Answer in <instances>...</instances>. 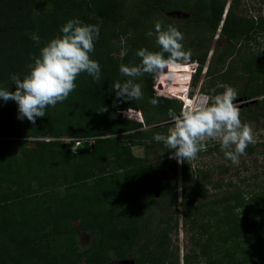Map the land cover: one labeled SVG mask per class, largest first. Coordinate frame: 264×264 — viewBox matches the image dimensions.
<instances>
[{"label":"trees","instance_id":"16d2710c","mask_svg":"<svg viewBox=\"0 0 264 264\" xmlns=\"http://www.w3.org/2000/svg\"><path fill=\"white\" fill-rule=\"evenodd\" d=\"M225 1L0 0V88L14 91L10 75L18 74L23 79L29 71L27 66L33 62L30 57H39L40 48L60 35L61 27L70 19L99 26L91 59L101 66L99 82L81 73L68 99L48 107L46 116L36 118L35 123L17 118L18 106L14 101L0 100V264H78L81 259L90 264H107L108 251L114 260L111 264L132 259L135 253L141 258H135L133 264H144L147 257L148 264L163 260L156 253H146L147 236L143 242L141 238L148 230L152 207L164 203L160 199L168 193L170 197L175 187L174 179L171 185L166 181L168 168L176 169L175 158L163 143L148 138L149 131L139 129L156 124L160 117H168V110L176 101L173 99L180 97L177 70H188L190 77L193 66L172 69L176 81L168 87L154 83L159 91L166 87L162 93L173 99L153 93L155 75L145 74L136 80L142 84L140 100L128 102L117 98L113 84L128 79L119 72L121 64L140 63L135 55L138 49L159 50L154 35L150 40L135 38L146 36L147 29L154 32V24L161 22L158 18L162 12L182 11L187 14L183 22L165 19L162 24L175 26L184 37L191 35L186 43L183 41L184 48L191 53L195 49L199 52L191 56L197 65L189 86V95L192 94L215 32L218 31L217 39H224L226 46L221 54L208 59L204 69L208 78L214 75L211 62L222 67L223 56L241 48V37L264 20L260 17L253 24L251 19L237 15L231 3L224 8ZM36 35L39 43L34 39ZM122 36L124 42L119 45ZM125 49L127 54L123 57L115 55ZM239 68L245 82L237 91L238 96L250 100L264 95L261 74L264 50L243 60ZM214 72L225 77L224 82L230 75L229 68L220 73L214 67ZM152 98L158 99V106L151 105ZM255 102L257 108L264 109V99ZM125 109L137 110L140 115L136 112L120 115ZM121 116L141 118L142 122ZM147 138L150 142L145 143ZM26 139H35V145L18 144ZM82 140H90L89 146L72 152L71 146ZM154 142L160 148L155 163H148L145 155L138 157L131 152L133 146L148 148ZM180 165V180L185 184L187 173L183 161ZM34 184L36 189H32ZM57 186L61 187V193L55 190ZM154 188L160 191L156 198L152 194ZM200 188L195 183L194 189L190 187L181 200V219L184 222L191 219L193 225L199 207L189 204L203 195L197 193ZM241 195L237 190L210 201L220 204L218 210H207L208 216L215 220L211 229L220 248V254L211 264H264V221L258 216L264 213V196L252 195L244 200ZM167 202L176 205L175 200ZM235 212H239L237 216ZM72 216L78 219V232L94 235V240L84 249L70 246L67 239ZM162 223L170 224L166 219ZM224 229L227 232L239 229L229 245ZM168 230L169 227L159 228L155 249L167 243ZM242 237L246 241H240Z\"/></svg>","mask_w":264,"mask_h":264},{"label":"rangeland","instance_id":"374dc122","mask_svg":"<svg viewBox=\"0 0 264 264\" xmlns=\"http://www.w3.org/2000/svg\"><path fill=\"white\" fill-rule=\"evenodd\" d=\"M130 1L132 2V0H128V2ZM228 3L234 5V11L237 15L251 19L254 22L253 24H256L255 22L257 21L259 22V19H261L260 17L264 18V0H226L224 8H226ZM186 18L187 14L182 11H169L162 12L161 17L158 19L161 22L165 19L183 22ZM42 22L44 25L45 19H43ZM149 31L150 30L147 29V31L144 32L146 36H139L135 39L141 40L142 38L146 37L147 40H150V36L147 35ZM190 36L191 35H186L184 37V43L190 39ZM217 36L218 31L215 32L209 45L210 47L208 48L206 62L198 76L193 93L188 95L189 100L197 101L202 97H213L217 94H220L224 90L222 85L225 84L232 86L237 91L242 89V85L245 81L244 78L240 77L241 70L239 67L243 60L248 59L252 55L260 53L264 50V20L258 23V25L256 24L254 29L248 32L247 36L241 37V42H239L242 45L241 48L236 50L231 55L225 54L223 56L224 62L222 67L211 62V74L214 75L208 78L203 72L207 66L208 59L211 55L212 58H215L218 54H221L226 46L225 40L217 39ZM123 42L124 39L122 36L119 45H121ZM237 46L238 44L235 45V48H237ZM195 50H192V54L199 53ZM115 55L120 56L121 51H118L115 53ZM190 64L192 66L196 65L194 61H190ZM214 67H217L220 70V73L226 68L230 69V75L228 78L226 77V82H224L225 77L221 78L217 75V73L214 72ZM187 73L188 70L186 69L177 70V88L178 92L180 93V97L178 98V101L176 100L172 104L171 108H177V114L180 113L183 105L187 103L184 99H182L184 93L180 91L182 86H188L189 80L185 82L181 78L182 76L187 75ZM261 74L264 75V69L261 71ZM156 81L161 83V85L168 87L169 84L175 82L176 79L174 77L172 79H168L166 76H156L152 82V91L156 96L172 99V97H169L166 93H162L166 87L163 88L162 91L156 89V85H154ZM262 83H264V79ZM260 99H264V95H260L250 100H243L242 96L237 97L236 103L240 108V118L242 122L250 123L253 126L256 137V142L254 144H250L247 147L246 155L240 158V163L238 166L233 165L231 161L225 159L223 152L220 150L218 142L209 140L206 141L207 150L199 152L197 159L193 161H183V167L187 173V181L185 184L181 183L180 180V161H177L175 158V171H172L168 168L166 174V178H168V180L166 181L168 185H171V179H174L175 187L171 189L170 197L167 196L169 194L168 193L164 198L160 199V201L163 200L164 203L152 207L148 230L143 233L141 238L142 241L147 236L148 246L146 247V253L148 252L149 255L156 253V255L159 256L158 259L163 258V260L157 261L156 264H211L212 260H215L220 254V248L217 240L215 239L214 229H211L215 220L208 216L207 210H212V208L218 210L220 204H210V201L212 199H214V201L219 199L222 194H229L237 190L242 194L241 196L244 198V200L249 199V197L252 195H256V197L264 196V114H262L264 113V109L262 110L257 108L255 102ZM134 111L136 110L125 109L120 111L119 114H132ZM248 116H252V119H250ZM121 117L130 121H136V119L132 117ZM157 121L158 122L156 124L143 125L139 130L144 132L149 131L148 138H153L157 133L164 132V134H166L168 129L172 127V124L170 123V117H160L157 119ZM155 128H158V131L151 133L150 131ZM148 138L144 140L145 143L150 142ZM34 140H21L18 144L21 146L24 145L33 147L35 145ZM159 149V145L154 142L151 145L148 144V148H143L141 145L133 146L131 147V152L138 157L145 155L147 157L148 163H155ZM71 151L74 152L72 148ZM203 174L205 176H202ZM195 183L201 187V192L198 191L197 193H202L203 195L193 200L189 204V207H199L197 211L198 214L196 213L198 217L195 219V225H193L190 223L191 219L186 220L185 222L181 219V214L183 211L181 200L186 194L189 193L190 187L191 189H194ZM36 187L37 186L35 184L32 185V189H36ZM92 188L93 191H95V186L93 184ZM55 190L59 193L62 192L60 186H57ZM34 191L36 193L40 192L39 190ZM152 194L153 197L156 198L157 195L160 194V191L158 188H154L152 190ZM169 200H175L176 205L174 206L171 204V202H167ZM235 213L237 216L239 212ZM258 216L264 221V213H261ZM164 219L170 223L169 226H165L166 224L162 223V220ZM237 220L239 221L240 218ZM70 222V231L67 235L70 246H76L79 250L84 249L90 242L94 240V235L87 233L82 234L78 232L79 222L76 216H72L70 218ZM168 227L169 230L167 232V243L161 249H155L153 244H155L157 241L159 228H163L165 230ZM224 233V236L227 237L226 243L229 245L234 241L233 236L239 233V229L238 231L230 229L228 232L226 229H224ZM249 235H247V237L250 239ZM262 235H264V233ZM240 241H246V239L242 237L240 238ZM135 258L139 260L141 257L138 253H135V256L132 259L115 264H133V260ZM148 258L149 257L143 261L144 264H148V262H146L148 261ZM105 262L107 264L114 263L113 256L109 251L107 258H105ZM78 264L90 263L81 259L79 260Z\"/></svg>","mask_w":264,"mask_h":264},{"label":"clouds","instance_id":"9594fccd","mask_svg":"<svg viewBox=\"0 0 264 264\" xmlns=\"http://www.w3.org/2000/svg\"><path fill=\"white\" fill-rule=\"evenodd\" d=\"M60 33L40 48L39 57H30L33 62L27 66L29 71L23 79L18 74L10 75L15 85L14 91L0 88V100L14 101L17 104L18 119L26 118L35 123L36 118L46 116L48 107L64 102L75 91V81L81 73L91 76L94 81L101 80V66L98 61L91 59L95 41L99 38V26L70 19L61 27ZM147 35L155 36L159 50L140 48L135 53L140 58L139 64L119 66V72L128 79L113 84L117 98L128 102L140 100L143 98V91L142 84L136 82L139 77L150 74L172 79V69L190 66L191 50H185L183 33L175 26H165L157 21L154 32L149 31ZM34 39L37 43L40 42L38 35ZM126 54L127 50H122L121 56ZM195 72L196 65L193 66L190 77H181L185 82L190 78L188 86L180 89L184 93L182 99L187 100V103L179 114L171 108L168 110L172 127L166 134H155L153 139L163 143L177 161L197 159L199 152L207 150L206 141H216L225 159L238 166L240 158L246 155L247 147L256 142L253 126L242 122L240 118V108L236 103L238 92L225 84L222 85L224 90L220 94L202 97L197 101L188 100L189 86ZM149 102L154 107L159 103L156 98ZM135 112L140 115L139 111L136 110L133 114ZM136 121L141 123L142 119L138 118ZM87 141L90 144V140Z\"/></svg>","mask_w":264,"mask_h":264},{"label":"water","instance_id":"95a60500","mask_svg":"<svg viewBox=\"0 0 264 264\" xmlns=\"http://www.w3.org/2000/svg\"><path fill=\"white\" fill-rule=\"evenodd\" d=\"M87 146H89V142L87 140H82L79 143L74 144L71 148L75 152L76 150L86 148Z\"/></svg>","mask_w":264,"mask_h":264},{"label":"built area","instance_id":"2783aa9c","mask_svg":"<svg viewBox=\"0 0 264 264\" xmlns=\"http://www.w3.org/2000/svg\"><path fill=\"white\" fill-rule=\"evenodd\" d=\"M50 138H46L44 140H49ZM62 141H66L67 139H61Z\"/></svg>","mask_w":264,"mask_h":264},{"label":"bare ground","instance_id":"6f19581e","mask_svg":"<svg viewBox=\"0 0 264 264\" xmlns=\"http://www.w3.org/2000/svg\"><path fill=\"white\" fill-rule=\"evenodd\" d=\"M185 105V104H184Z\"/></svg>","mask_w":264,"mask_h":264}]
</instances>
